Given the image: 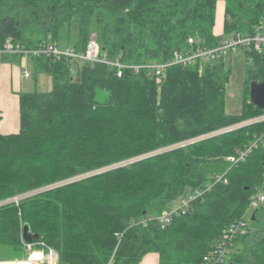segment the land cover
Segmentation results:
<instances>
[{
    "label": "trees",
    "instance_id": "1",
    "mask_svg": "<svg viewBox=\"0 0 264 264\" xmlns=\"http://www.w3.org/2000/svg\"><path fill=\"white\" fill-rule=\"evenodd\" d=\"M218 2L225 5L223 33L215 36ZM262 19L264 0H0V41L56 45L59 30L75 26L76 52L96 36L108 60L142 66L168 62L189 38L214 47L250 35ZM240 52L237 115L225 110L231 67L224 61L173 66L160 77L125 69L117 77L102 64L33 59L51 89L20 94L19 131L0 134V200L129 164L0 207V255H25L27 226L39 236L35 249L52 250L58 264H139L149 253L158 264H201L261 186L264 123L155 152L264 113L249 95L251 83H264V51ZM256 140L244 161L226 160ZM215 175L226 183H215L160 229L157 218L174 201L204 191ZM248 227L224 264H264V204Z\"/></svg>",
    "mask_w": 264,
    "mask_h": 264
},
{
    "label": "built area",
    "instance_id": "2",
    "mask_svg": "<svg viewBox=\"0 0 264 264\" xmlns=\"http://www.w3.org/2000/svg\"><path fill=\"white\" fill-rule=\"evenodd\" d=\"M95 36L90 37L87 42L83 52H76L73 48H66L63 51H60L56 45L47 44V45H38L33 48H24L19 44L12 43L9 40L4 42L0 41V57L2 56H17L23 58H30L31 60L37 58H51L54 61L62 60H74L79 64H102L116 70L117 77L122 76V72L125 69H131L134 72H138L140 69H144L148 75H155L160 77L164 71L173 66L188 67L196 63H206V62H215V61H224L226 62V57L229 54L235 53L237 51L245 50L251 51L253 53L261 54L264 51V19H262L259 24L254 29L253 33L250 35L234 34L228 38L221 39L218 44L214 47H205L201 46L197 40L189 38L187 40L188 48L184 51H175L171 56L170 60L165 63L159 64H146L142 66H126L121 64L117 59L110 61L107 59L105 53H101L97 40H94ZM29 72L24 71L21 74L23 79L29 78ZM264 123V113L261 115L247 119L235 124L224 126L222 128L213 130L206 134L200 135L198 137L180 142L175 145H171L162 150L155 152L162 153L165 151H170L178 148H183L188 145L194 144L196 142L212 139L221 135L235 132L242 128H245L250 125ZM264 138V133L260 139ZM258 140L250 143L248 146L244 147L243 150L237 153L236 157H228L226 160L231 163H238L244 161V159L249 155L251 150L256 146ZM129 162L120 163L113 165L99 171L92 173H84L77 175L73 178L61 181L57 184L50 185L44 188L35 189L27 191L15 196L9 197L7 199L0 200V207L15 205L18 206L22 201L31 198L43 191L50 190L55 187L63 186L69 183H73L82 179H85L89 176H92L96 173L105 172L114 168L123 167L128 165ZM224 175H215L212 177V181L208 183L205 190H196L192 194H189L185 198H182L178 205L173 206L170 210L163 212L158 218L157 222L160 229H164L167 225L170 224L173 217L183 214L189 204L200 197L204 192L209 191L215 183L223 181L226 183V180L223 178ZM262 183L257 191L251 196L249 200L248 208L245 212V215L241 220L233 223L222 235L217 245L208 252L202 258L201 264H224L228 259L231 250L233 248L234 240L238 236H244L249 232L248 227V217L253 211H256L260 206L264 204V168L261 174ZM25 247L31 251L34 249L35 244L25 245ZM39 254L38 261L40 263L46 262L47 264H54L56 255L52 250H48L49 257H44L43 252H36ZM47 253V254H48ZM33 255V254H32ZM31 255V256H32ZM28 258V260L31 258ZM0 264H17V262H0Z\"/></svg>",
    "mask_w": 264,
    "mask_h": 264
},
{
    "label": "rangeland",
    "instance_id": "3",
    "mask_svg": "<svg viewBox=\"0 0 264 264\" xmlns=\"http://www.w3.org/2000/svg\"><path fill=\"white\" fill-rule=\"evenodd\" d=\"M76 40V30L75 26H72L70 30L68 28H61L58 33V39L56 42V46L60 51H63L66 48H71ZM7 58L14 59L15 63L18 65L19 61L23 58L17 56H4L3 60L5 61ZM27 61L26 70L30 73V78L24 82L25 85H29L30 92L37 93H46L51 89V79L50 77L42 72L36 71L33 63L30 58L25 59ZM226 64L231 67V75L229 82L226 86V101H225V110L229 115H237L240 113L241 109V101H242V90H243V78H244V59L242 57V53L237 51L235 53L229 54L226 57ZM25 68L20 65L18 70L22 71ZM36 81L34 82V80ZM2 94V91H0ZM181 199L174 201L173 206L178 205ZM50 250V249H49ZM43 252L44 257H49V253L40 250V249H32L29 251L24 245V256H11V255H0V262H19L17 264H47L46 262L40 263L37 259L28 258L36 253ZM53 252V251H52ZM48 253V254H47ZM55 255L56 253L53 252ZM57 257V255H56ZM26 258V259H25ZM35 258V257H34ZM54 264H58V258L54 260Z\"/></svg>",
    "mask_w": 264,
    "mask_h": 264
},
{
    "label": "crops",
    "instance_id": "4",
    "mask_svg": "<svg viewBox=\"0 0 264 264\" xmlns=\"http://www.w3.org/2000/svg\"><path fill=\"white\" fill-rule=\"evenodd\" d=\"M224 6L225 5L223 2H218L216 6L215 25L213 28V33L215 36H220L223 33ZM3 57L4 56L0 57V91H2V94H0V134L6 136L16 134L19 131L20 94L32 92H30L31 90H29V85L24 84V82L30 78V75L27 79H23L21 77L22 72L27 71V61L21 59L19 61V64L17 65L14 59L7 58L4 61ZM31 61L35 68L33 60ZM20 65L25 69L22 71L18 70ZM35 81L36 79L34 80V82ZM139 264H158V255L155 253H149L143 257Z\"/></svg>",
    "mask_w": 264,
    "mask_h": 264
},
{
    "label": "water",
    "instance_id": "5",
    "mask_svg": "<svg viewBox=\"0 0 264 264\" xmlns=\"http://www.w3.org/2000/svg\"><path fill=\"white\" fill-rule=\"evenodd\" d=\"M94 40H97L96 36ZM250 103L256 108L264 110V83H251L249 88ZM255 211L250 215V220L254 221ZM22 243L24 245L33 244L39 239V236L32 234L27 226H24L21 234Z\"/></svg>",
    "mask_w": 264,
    "mask_h": 264
}]
</instances>
